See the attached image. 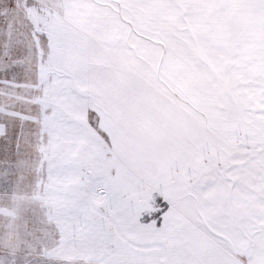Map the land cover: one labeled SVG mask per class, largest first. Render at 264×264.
<instances>
[{"label": "snow or ice", "instance_id": "obj_1", "mask_svg": "<svg viewBox=\"0 0 264 264\" xmlns=\"http://www.w3.org/2000/svg\"><path fill=\"white\" fill-rule=\"evenodd\" d=\"M0 264H264V0H0Z\"/></svg>", "mask_w": 264, "mask_h": 264}]
</instances>
